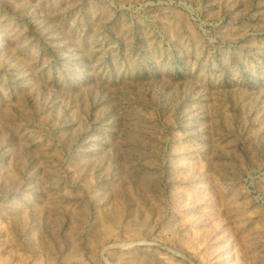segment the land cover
I'll list each match as a JSON object with an SVG mask.
<instances>
[{
	"label": "rangeland",
	"instance_id": "374dc122",
	"mask_svg": "<svg viewBox=\"0 0 264 264\" xmlns=\"http://www.w3.org/2000/svg\"><path fill=\"white\" fill-rule=\"evenodd\" d=\"M0 264H264V0H0Z\"/></svg>",
	"mask_w": 264,
	"mask_h": 264
}]
</instances>
